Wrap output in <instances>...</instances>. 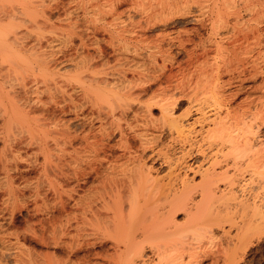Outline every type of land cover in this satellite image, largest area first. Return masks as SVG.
I'll use <instances>...</instances> for the list:
<instances>
[{
  "label": "bare ground",
  "instance_id": "6f19581e",
  "mask_svg": "<svg viewBox=\"0 0 264 264\" xmlns=\"http://www.w3.org/2000/svg\"><path fill=\"white\" fill-rule=\"evenodd\" d=\"M180 2L181 0H77L75 7L106 8L112 11V14L110 13L112 16L115 14L119 16V11L116 13L114 11L124 4L129 5L134 13H137V10L131 7L137 6L138 10L141 9L139 13L142 11L140 19L144 17L141 22L137 20L138 17L136 23H133L135 20H132V15L127 14L128 17L130 16L127 22L132 21L129 26L128 23L122 26L123 23L120 22V26L115 22L118 16L115 15L114 18L110 16L114 22L109 20L108 25L93 26V24L92 29H87L92 30H90L91 36L98 32L101 34L100 38L95 35L96 37L93 36L95 39L90 40V35L85 34L87 30L85 32V29L79 26H70L65 31L64 25H54L47 6L41 9L39 18V13L31 8L33 4L28 0H0V66L8 65L5 67L6 70L0 67L2 68L0 73L3 74L4 70L12 71L17 67L26 71L36 70L45 79L43 83L45 92L44 89L43 92L48 94L47 101L49 100L43 102L37 94L32 95L38 93L34 91L36 89H27L24 84L26 87L24 85L22 87L26 92L25 90L23 92L30 98L26 96L27 98L24 99L26 102L24 104L20 102L23 106L20 104V108L18 106L12 109L7 105H1L2 101H0V119L7 129L15 120H26L29 114L36 112L41 115V119L51 123L49 128L40 132L39 137L29 134L26 136L27 140L21 138L23 141L20 139L23 136H17L20 140H16L14 133L11 136L10 129L7 130L9 132L3 129L4 132L0 133L2 145L0 173H3L4 180H7L9 187L6 188L13 192L11 194L8 192L10 196L16 200L20 197L19 193H16L18 186L16 192L13 188V180L16 176L13 177L11 173L17 172L22 177L24 172L39 168H36L39 171L35 170L37 176H34L35 180L32 182L25 178L26 174L24 175L23 181L26 183L23 181L22 183L27 185L21 188H28L26 195L33 203L37 201L47 203L46 209L43 207L46 210L44 214L47 213V221H45L47 231L37 237L35 232H32L35 229H30L31 235L25 230L28 236L33 235L37 242L44 244L50 250L49 253L47 252L49 255L44 254L46 259L45 261L42 259L43 263L150 264L154 260L150 262V259H147L145 249L151 250V254L155 256V264L162 263L165 257L170 259L174 256L176 259H181L186 247L184 244H179V238L175 239L174 236L179 237V234L195 225L192 223L194 212L198 210L202 201L215 198L217 184L221 181L228 188V193L221 192V198L225 196L226 202L233 200L235 199L233 191L244 174L242 170L264 166V152L261 153L263 149H256L257 143L254 137L257 123H264V113L261 115L263 117L253 113L251 111L253 100L248 97L236 101L240 89L235 93H227L229 80L227 82L222 80L223 75L229 73L233 75L232 72H238L235 68L231 70L226 67L221 70L222 72L216 70L217 72H211L208 76L204 75L206 90L200 93L203 95L201 98L187 91L188 86L184 80L182 84H185L187 89L173 81L174 74L170 68L169 71H165L166 63L163 62L172 57L167 58L169 55H165L167 47L164 49V44L163 47L161 46L167 36L163 31L173 18H177L176 12L178 13L179 10L174 8ZM167 8L173 10L166 13ZM126 10L122 11L126 13ZM180 12L182 11L177 15ZM189 12L183 11L182 14L187 13L183 15L187 16ZM217 12H215L216 18L215 16L213 18L216 19L214 23H221L224 20L221 18L224 16ZM232 14L234 15L233 12ZM196 18L199 23L198 17ZM68 19L66 17L59 22H66ZM221 24L224 26V22ZM155 28H161L162 32L156 36L157 38L150 39L148 32ZM35 29L45 30L44 32L48 34V37L44 34V42L40 39L43 36L42 32L40 38L35 39ZM176 36L173 39L167 37V40L180 38ZM189 38L185 39V42H189ZM75 40L78 41L77 44ZM167 40L164 41L166 46ZM182 40L176 41L179 42L178 45L174 41L173 43L181 46L184 42ZM105 44L114 55L113 63H109L105 58L103 49ZM203 46L201 45L202 50ZM91 47L94 53L90 52ZM186 52L189 54L188 51ZM205 54H207L206 50ZM158 60L162 62L161 65H157ZM97 66L100 68L97 69L98 72ZM162 67L164 72H161ZM62 69L67 73L62 74ZM238 74L242 75L243 71H239ZM203 77L200 78L203 80ZM237 78L235 79L241 83L240 76ZM163 82L166 85L162 87ZM203 82L201 81L202 84ZM1 83L0 80V96L3 88ZM152 86H156V89L152 90L150 101L145 103L142 97L149 93ZM19 97L23 99V96ZM182 98L187 100L188 109L182 115L174 116L175 104ZM21 108L23 109L19 110ZM155 108L158 109L157 117L152 114ZM193 113L194 117H192ZM28 131L33 132L30 128ZM166 131L170 140L167 148H163L160 144L161 136ZM30 148L32 155L27 153ZM172 149L179 150L181 154L180 157L173 159L174 161H170L168 155ZM196 155L208 160L210 165L203 172L200 183L190 185L182 178L179 171L185 169L186 157L193 158ZM38 156H41V162ZM21 164L26 165L25 168L21 166V169H24L20 171ZM155 164L169 166V173L165 176L166 182L165 178L155 179L152 175ZM231 168L235 170L230 174ZM262 183L264 186V174H262ZM197 189L201 197L200 205L194 202L193 191L195 190L196 193ZM22 192L24 193L23 190ZM22 197L24 199L20 197L18 201L24 202L27 199L24 195ZM20 206L21 204L19 207H13L19 210L22 209ZM254 208L253 211H257L256 213L264 220V211L258 207L255 210ZM26 209L28 210L29 207ZM38 211L43 213V209ZM178 212L186 213V220L182 225L174 221ZM33 214L32 216H35ZM38 222L40 223V220ZM16 228L12 227V231L7 233L6 237L11 236L12 240H7L3 233L0 236L2 260L6 258L7 248L12 246L8 243L15 244L14 249L16 245L19 247L20 243L23 244L21 240L24 236ZM193 228L196 230L195 227ZM165 242H171L170 245L175 244L173 245L175 247H171L176 252L164 257ZM23 248V246L19 247L20 250ZM188 249L190 250V247ZM24 251L26 254L30 253V256L35 255L29 250L28 253L23 249V253ZM19 252L16 254L24 255ZM58 253H61L60 257ZM14 254L13 256H17ZM187 256L189 262L195 261V254L188 253ZM17 258L14 259L18 260ZM196 258L198 259V255ZM22 259L21 262L18 260L19 264L30 261L24 259L22 262ZM32 259L33 257L31 261ZM14 262L18 264L17 261Z\"/></svg>",
  "mask_w": 264,
  "mask_h": 264
},
{
  "label": "rangeland",
  "instance_id": "374dc122",
  "mask_svg": "<svg viewBox=\"0 0 264 264\" xmlns=\"http://www.w3.org/2000/svg\"><path fill=\"white\" fill-rule=\"evenodd\" d=\"M25 1H27V0H25ZM28 1L32 2L33 5L31 6V8L34 11H36L37 13H39L38 14L39 18H40L41 9L44 6H47L49 8V12L51 14V19H52L53 24L56 26H58L59 24L64 25L65 31H67L69 29V27L73 26V25H75V27L79 26V27L83 28V30L85 29L84 30L85 32L89 28L92 29L91 25H93V24H94L93 26H96V25L98 26V25H102V24L108 25L110 23V21H113L111 19V17L114 18L115 15H117L115 13L118 11H119L118 14H120V15L119 16L117 15L118 17L116 16L117 19L115 18L116 24L118 22L119 25L121 26L120 22H122L123 23L122 26H126V23H128L127 26H129V23L132 20H135V21H133V23H136V19L139 16H141L140 13L142 12L141 11L139 13V11L141 9L138 10L139 7L136 8L137 6L135 8L131 7L132 9L137 10V13H139V15H138L136 12L135 13L132 12L133 10L131 11L129 5L124 4V5H122V7L121 6L118 7L117 11H114L115 13L113 12L115 15L113 14L114 16H112V15H110V13L112 11L106 10V8H89V7L80 8V7H75L77 0H55V1H51V0H49V1L48 0H28ZM128 8H129V10H128ZM124 9L125 10L127 9L126 13H125V11L124 12L122 11ZM174 9L175 10L177 9V10L182 11V12L183 11H186V12L190 11V12L188 13L189 15H187V16H183L187 13L182 14V12H180V14H181V17H180V14L177 15L179 13V11H178V13L175 11L177 18H173V20L169 23L170 25L168 24V26L163 31L167 35L166 39H164V41L167 40V37H168V39H169V37L173 39V38L177 37L176 35H178V37H180L179 39L176 38V40L175 39L169 40V41L167 40L168 41L167 46H166V42L163 41L161 43V46H162V44H164L163 45L164 49H166V47H167L168 51L167 50L165 51V52H167V53H165V55H168V54L169 55H168V57L167 56L166 57L167 58L172 57L170 59H166L164 57L168 63L166 62L165 59H164L165 62H163V64L166 63L164 66L165 71H169V68H170V70L172 71V74H174V78L172 80L173 81L175 80L176 83L178 82L179 84H182L185 81L187 83L186 86H188V89H187L185 84L184 85L182 84L183 86H185V89H187V91L189 93L192 92L190 94H193L194 96L196 95L197 97L200 96L199 98H201V96H203L201 94L206 90L205 89L206 88L205 87L206 86V84H205L206 80H204V79H206V76H204V75L208 76V74H211V72L215 73L217 71H219V72L221 70L223 71V68H226V67L228 69L230 68L231 70H232V68H233V70L235 68L238 72L243 71L242 75L241 74L239 75L238 72H236V71L232 72L233 75L235 76V78L240 76V79H241L240 82L241 83H239V80H237L238 78L233 79L234 76L231 75V73H229L227 75H223L222 80L225 82H227L228 80L230 81L232 79V81H230L231 84L228 81L229 85L226 87L228 90L227 93H235L236 90L240 89V92H239L240 94L238 93L236 101L239 102V101L245 99L246 97H248V99L253 100V105L251 107V111L255 114H258V115L260 114V116L263 115V113H264V88H263V86H264V0H181V2L178 3L177 7H175ZM158 10L159 9H157V11ZM166 10H164V11H166V13H169L173 9L167 8ZM217 10H218V12H217ZM204 11H206L205 12L206 15L203 13ZM215 12H217L218 14L221 13V15L224 16L221 18V20L224 19L221 22V23L224 22V26H222L223 24H221V23H214L215 22L214 20H216V19H213V18H214V16H215V18L217 16ZM232 12L234 13L235 16L232 14ZM198 13H199V15H198ZM212 13L213 14L215 13V14L213 15ZM127 14H129L130 16L131 15L133 16V17L131 16V18H133L131 21L127 22V20H129V17H130V16L128 17ZM237 14H239L240 16ZM136 15H138V16H136ZM66 17L69 18L66 22H59ZM196 17H198L199 23H197ZM137 20L138 21L140 20L139 22H141V20H144V17L142 19H140V17H139V19H137ZM204 21H205V23H204ZM100 22H102V23H100ZM212 24H214V25H212ZM216 24H218L217 27H216ZM159 29L161 31H159ZM90 30L89 31L87 30V32L85 33L86 35H87V33H88V35H90L89 36L90 40H91V38H92V40H94L95 39L94 37H96V36L98 38L101 37V34H98L100 32L91 36L92 30L91 31ZM44 31L45 30L35 29L34 33L37 35V36L35 35V39L40 38L41 32L43 33V36H44V34H45V36H47L48 34H46ZM160 32H162L161 28H155L154 30H150L148 32V36L150 39L152 37L157 38L156 36L159 35ZM177 32H178V34H177ZM179 34H181V35L179 36ZM43 36L40 39H42V41L44 42L45 36L44 37ZM188 38H189V42L188 41L185 42V39L187 40ZM182 39H184V40H182ZM179 40L180 41L182 40V42L183 41L185 42V43L184 42L181 43V46L183 44H185V45H183L184 48H182L181 46H176V44L178 45V43H179V42L177 43L176 41H179ZM173 41L176 44H174ZM170 42H171V46H170ZM216 42H217V44H216ZM77 43H78V41L75 40V44H77ZM203 44H204V46H203ZM103 45L101 44V46H103ZM201 45L204 47L203 50L201 48ZM94 47H95V45H94ZM178 47L181 49H179ZM215 47H218V48L216 49ZM92 49L93 48L91 47L90 52L94 53L93 52L94 50H92ZM103 49L105 52V58L108 60L109 63H113L114 62V57H113L114 55L111 54L112 53L111 49L106 47V44H105ZM182 49L183 50L186 49V51H188L189 54H187V52L185 50L183 51ZM204 49L206 50L207 54H205ZM233 51L235 53H233ZM188 55H190L191 57ZM160 63L162 64V62L161 61L159 62V60H158L157 65ZM169 64H170V66H169ZM177 66H179V67H177ZM0 67L5 68V67H8V65H3V66L1 65ZM164 67H162V69H161L162 71L160 69H158V70L161 72H164V70H163ZM2 68L0 69L1 72H2ZM173 68H174V71H173ZM68 69L69 68H67V70ZM97 69L98 70L100 69L99 66L96 67V71L98 72ZM5 70H6V68H5ZM5 70L3 71L4 75L2 73H0V77L2 76V79H0L2 81L1 85L3 87L2 88V96H0V98H1L0 101H2L1 105H7L9 108H12V109L17 108L18 106L20 108L21 107L20 104L23 106V104L26 102V100H24V99L27 96L25 93L26 89L23 88L25 85L27 86V87L25 86L27 89L28 88L36 89L34 91L38 92V93H33V94L31 93L32 95L37 94L38 98L39 99L41 98V100L43 102L49 101V100L47 101V99H48L47 95L48 94L44 93L45 92V88H44L45 86L43 85V83L45 82V79L36 70H33V71L27 70L26 71L24 68H21V67H17L16 69H14L12 71L7 70L8 72ZM65 71H66L65 69H62L61 73L63 72L62 74H66L67 72H65ZM96 71L92 70V72H96ZM155 73H157V72H155ZM236 73H237V76H236ZM155 75H157V74H155ZM197 77H198L199 81H197L198 80ZM200 77L201 78L203 77L204 82ZM228 77H230V79ZM63 79H65V76L63 77ZM200 79L203 82V84L201 83ZM59 80H61V79H59ZM179 80L181 83L179 82ZM162 84H163L162 87L164 85H166V84H164V82ZM172 84H174V83L172 82ZM240 85H241V87H240ZM152 87L150 89L151 93L149 91V93H147L146 95H144L142 97L143 102L146 103V102L150 101V98H151L150 95H152V90L156 89V86H152ZM43 89H44V92H43ZM23 90H25V92H23ZM40 90L42 91V93H40L41 92ZM24 93H25V95H24ZM194 93H196V94H194ZM27 94L29 95L30 93H27ZM19 96H23V99H22V97H21V99H19L20 98ZM27 97L30 98V96H27ZM31 97L34 98L33 96H31ZM182 99H178L177 103L175 104V108L173 110L174 116L182 115V113H184L188 109L187 105H189V104H188L187 100L184 98H182ZM21 100H24V101H21ZM180 100L183 102H181ZM20 102H22L23 104ZM134 107H136V105H134ZM22 109L23 108H21L19 110H22ZM152 114L154 115V117H157L158 116V109L155 108L154 110H152ZM194 115L195 114L193 113L192 117H194ZM263 116H261V117H263ZM257 117L259 118V116H257ZM1 121H3V120L0 119V128H1L0 130H2L0 133H3L4 131H7L10 129L9 131H12V132H9V131H7V132H9L11 134L14 133V136H16V140H20L21 138H23L24 140H27L28 137H26V136H28L29 134H31V135L33 134L35 136H38L42 130H46V128H49L51 126V123L49 121H46V120L44 121L43 119H41V115L37 112L29 114L28 118L26 120L25 119L15 120V122H13L9 126L8 129L4 126V124ZM259 123L260 122L257 123V127L254 129L256 133L253 131L255 133L254 137H255L256 143H257L256 149H258V150L263 149L264 150V123H260L261 125ZM28 127L30 129H32L33 132L28 131V129H29ZM3 129H4V131H3ZM11 134H9V135H11ZM19 135L23 136V137H20V139H19V137H17ZM11 136H13V134ZM161 137L162 138H161L160 144H162L163 148H167L166 146L169 145V140H170L169 139V133L167 131L163 132ZM12 140H13V138H12ZM1 147H2V145L0 143V149H1ZM263 150L261 151V153L264 152ZM33 151H34V149H33ZM27 153H28V155L31 154L32 148L28 149ZM168 155L170 157V159H169L170 161L171 160L174 161L173 159L181 156V154L179 153V150H174V149L170 150ZM30 158H31V156H30ZM38 158H39L38 159L39 162H41L42 161L41 156L40 157L38 156ZM25 165L24 164L19 165L20 171L25 168L24 167ZM209 165H210V162H208V160H203V158L200 155H196L193 158L186 157L185 169H181L179 172L182 175V178L186 179L190 183V185H196V184L200 183L201 177L204 174L203 172L209 168ZM21 166L24 168L21 169ZM154 167H155L154 171H152L153 172L152 175L154 176V178L155 179L156 178L157 179H161V178L164 179L165 178L164 181L166 182L165 176H167V174L169 173V166L168 165L155 164ZM36 168L35 169L33 168V170L30 169L26 173L24 172L22 177H20L17 172H16L17 175H16V173H11V174H13L12 175L13 177L16 176V177H14V180H13L14 181L13 188H14L15 192H16L17 186H18V189H21V190L17 189L16 193H19V196L22 199H24L22 197L23 195H24L25 199L28 197V195H26L28 188L22 189L23 186L27 185V184H25L26 182L23 181L24 177L26 176L25 178L30 179L31 182H32V180L34 181L35 177L37 176V172L39 171V170H37L39 168H37V169ZM234 170H235L234 168H231L230 174L232 172H234ZM216 171L218 172L219 169H217ZM242 171L244 174L242 176L241 182L236 186V189L233 191L235 193L234 194L235 199H233V200H229L226 202V200H224L225 196H224V198H221V192H222V194L228 193L227 192L228 188H226L224 183H222L221 181L217 184V188L215 189V193H216L214 196L215 198H213L211 200H204L201 202V197L199 195L198 189H197L196 193L194 192L195 190L193 191L194 202L199 203V205L202 203L200 205V207L198 208V210L195 211L196 213L194 212L192 223H194L195 225L194 226L191 225L192 227L188 228L187 230L184 229L185 232H182L181 235L179 234V237H177L176 235L174 236L175 239L179 238V244L181 243V244L185 245L186 251L184 250L183 257L181 259H176L174 256H171V255H170L171 256L170 259L169 258L167 259L165 257L166 255L168 256L169 254H173L176 251L173 249V247H175L173 245H175V244L172 243L170 245L171 242L166 243L167 242L166 241L165 245L163 246V251H164L163 256L165 257L164 258L165 260L163 259L164 261H161L162 263H159V264H196V263L197 264H264V220H262L260 218V216L256 213L257 211H255V212L253 211L254 207L255 208L256 207L261 208V210L264 211V186L262 183V174H264V166L261 165L260 167H257L255 169L248 167L246 169H243ZM27 175L31 178H29ZM18 176L21 179L17 178ZM5 180H4L3 173L2 174L0 173V224H1L0 226H2V228H0L1 229L0 230V236L2 235V233L5 235V237L8 236L7 233L12 231L11 228L17 227L18 228V229L16 228L17 231L22 233V236H24V238L21 240V242L23 244L20 243L19 247L21 248L23 246L24 247L23 249L26 250L27 253H28V250H29V252L31 251V252L35 253L36 256L31 254V256L33 257L32 261L33 262L36 261L34 264H36V263L39 264L40 261H41L40 264H45V263H43V261H45V259H46L44 254L49 255L48 253L50 252V250L44 244H41L39 241L37 242V239L35 237H32L33 235L28 236L26 233H27V230H28V233H30L31 232L30 229H33V230L35 229L32 232L33 233L35 232V236L37 235V237H38V235H41V233L47 231V229H48L47 222H45V221H47L46 220L47 213L44 214V212L46 210H44V208H43L45 206L47 207V203L42 202V201L41 202L37 201L38 203L34 202L35 203L34 204L33 201L29 198H27L29 200L26 199L24 202H22V201L20 202V201H18V200H20V197L18 198V200H16V198H13V196L9 195L13 192H10V189L6 188V187H9V185L7 183V180L5 183ZM22 181L25 182L24 185H23ZM21 186H22V188H21ZM7 189L9 191H7ZM22 190L24 191V193L22 192L23 195H21ZM8 192H9V194H8ZM28 192H29V190H28ZM18 204L19 205L21 204V206H20V207H22V209L20 208L21 210L20 209L17 210L16 208L14 209L15 206L19 207ZM247 205H248V207H247ZM35 206L38 208H36ZM24 207H26V208L29 207V209L30 208L31 209L27 210ZM46 207H45V209H46ZM35 208L37 211L35 210ZM255 208H254V210H255ZM38 209H40V210L43 209V213H42V211H38ZM9 210L11 212H9ZM32 210H34L35 212H32ZM18 211H19V213H18ZM28 211L31 212L32 214L34 213L33 215H35V216H32V214L29 213ZM36 216H38V217H36ZM185 216H186V213L184 214L183 212H178L174 217V221L177 224L182 225V223L184 224V222L186 220ZM38 220H40L41 225L38 222ZM41 220H42V222H41ZM11 221H12V223H11ZM28 221L29 222L31 221L30 224ZM36 221L39 225L36 223ZM27 222H28V224H27ZM30 225H32V228L30 227ZM193 227H195L196 230ZM43 228H45V230H43ZM8 229H9V231H8ZM25 230H26V233H25ZM36 233H38V234H36ZM188 233H190L191 236ZM185 234H187V235H185ZM25 235H27V236H25ZM29 235H31V233ZM20 236H21V234H20ZM6 238H7V240L8 239L12 240L11 236H9V238L8 237H6ZM181 238H183V240ZM30 239H32V240H30ZM34 239H35V241H34ZM172 242H173V240H172ZM177 243L178 242H176V244ZM8 244L10 246L12 244L13 247L11 246L12 249H11V247L7 248L8 252H7V250H4L7 252V253H5L6 255L3 252V256L5 255L6 258L5 257L4 258L6 260L5 259L2 260L3 257L0 255V258H1L0 261L3 262V263L0 262V264H13V263H15L14 261L18 262V260H19V262H21L22 258L20 259L19 256H21V257L26 256L27 257V258H23L22 262L24 259L28 260L29 257H31L29 255L30 253L26 254L25 251H24L25 253H23V249L20 250L17 245L15 247L16 249H14L15 244L14 245H13V243H8ZM5 245H7V244L5 243ZM171 246H173V247H171ZM17 247H18V249H17ZM27 247H29L30 249ZM31 247L32 248L34 247V248L32 249ZM178 247L180 248V245ZM189 247H190V250L188 249ZM18 251H20L19 253H23L24 255L23 256L17 255L16 253ZM179 251L180 250H178V252ZM14 252H15V254H14ZM38 253H39V255H38ZM151 253H152L151 250L149 251V249H145V254L148 255L147 259L149 258L150 260L149 259L148 260L150 262H152V260H154L150 264H153V263L155 264V261H156L155 256H153ZM188 253L195 254L196 257L198 255V259L195 257V261H193V262L190 261L191 262L190 263L188 261V259H189L187 256ZM10 254H12V256ZM13 254L17 255V256H13ZM40 254H43L44 256L43 255L41 256ZM7 255H9V256H7ZM28 255H29V257H28ZM58 255L60 257L61 253H58ZM14 258L15 259L17 258L18 260H15ZM31 258L29 259L30 261H28V263L26 262L27 264L33 263L31 261ZM42 259H44V260L42 261ZM199 259H200V261H199ZM19 262H18V264H19ZM24 263H22V264H24ZM15 264H17V263H15ZM156 264H157V262H156Z\"/></svg>",
  "mask_w": 264,
  "mask_h": 264
}]
</instances>
